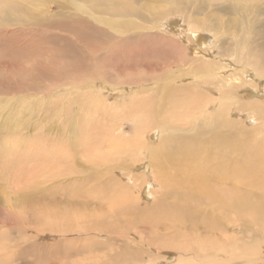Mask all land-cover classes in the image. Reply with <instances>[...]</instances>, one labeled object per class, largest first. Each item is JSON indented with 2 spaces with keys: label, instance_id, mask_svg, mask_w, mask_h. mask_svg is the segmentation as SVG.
I'll return each instance as SVG.
<instances>
[{
  "label": "bare ground",
  "instance_id": "1",
  "mask_svg": "<svg viewBox=\"0 0 264 264\" xmlns=\"http://www.w3.org/2000/svg\"><path fill=\"white\" fill-rule=\"evenodd\" d=\"M27 1L0 0V24L22 23L16 13ZM39 1L48 5L54 0ZM63 1L88 18L96 9L95 0ZM131 1L138 7H153L152 0ZM157 1L162 3L153 8L156 13L150 24L156 36L165 35L160 39H166L163 42L172 60L168 64L190 67L185 60L190 54L196 56L191 63L198 66H191V78H184L179 75V66L169 64L166 74L171 83L156 90L151 100L140 97L118 111L102 103L91 104V112L84 108L79 117L83 120L75 122L79 137L60 142L52 154L59 167L57 177L72 168L78 149L86 160L85 155L96 148V167L112 163L114 154L129 157L133 165L124 175L129 180L128 190L121 184V196L113 199L114 194L102 186L93 198L95 203H108L107 213L113 219L106 227L109 232L119 224L124 228L117 239L127 241L135 229L138 235L134 238H140L137 243L141 245L150 231L156 241L164 239L158 245L164 249L151 247L152 251L172 255L169 264H249L252 256L253 264H264L259 262L257 248L258 241L264 239V9L246 0ZM160 7L167 11L159 13ZM123 13L132 16L131 12ZM116 18L100 21L113 29L111 24L119 21ZM248 33L261 35L262 41L250 44V39L242 36ZM165 112L176 121L187 120L192 128L197 121L198 132L186 138L164 137L168 127L162 116ZM126 118L136 120L138 127L131 137L115 135L118 122ZM106 120L110 124L102 122ZM248 120L252 126L247 125ZM146 133L159 136V146L144 163L138 153L146 150ZM110 183L121 181L111 179ZM143 199L154 205L156 213L150 221L139 223L133 211L140 203L143 206ZM80 220L89 233L100 224L91 216H81ZM73 234L80 233L66 236ZM126 257L133 260V255Z\"/></svg>",
  "mask_w": 264,
  "mask_h": 264
},
{
  "label": "rangeland",
  "instance_id": "2",
  "mask_svg": "<svg viewBox=\"0 0 264 264\" xmlns=\"http://www.w3.org/2000/svg\"><path fill=\"white\" fill-rule=\"evenodd\" d=\"M152 1L153 7L145 8L131 0H95L96 9L87 12L92 17L88 18L63 0L48 5L29 0L16 13L22 23L0 24V264H169L172 255L157 250L164 249L158 246L164 239L156 241V235L147 231L144 244L138 245L141 240L134 238L138 235L135 229L127 241L117 239L124 228L119 224L110 232L106 229L113 221L107 213L108 203L93 202L102 186L114 194L113 199L121 196V184L128 190L129 180L124 175L133 165L129 157L114 154L112 163L96 167V148L85 155L86 160L78 149L72 168L58 177L59 167L52 158L60 142L79 137L75 122L84 108L91 112V104L102 103L118 111L140 97L154 98L156 90L171 83L166 74L171 65L179 66V75L191 78L188 71L198 66L191 63L196 56L185 57L190 67L168 64L172 60L165 49L166 39H160L165 35L156 36L150 24L156 13L153 8L162 1ZM246 1L264 9V0ZM116 15L119 21L111 24L113 29L101 22ZM242 36L249 38L250 44L263 38L249 33ZM140 91L144 93L136 96ZM100 113L104 114L103 110ZM120 116L124 118L122 113ZM162 116L168 126L164 137L186 138L199 130L197 121L192 128L187 120L176 121L168 112ZM107 121L102 122L110 124ZM246 123L252 126L249 120ZM118 124L115 135L131 137L138 127L131 118ZM144 138L146 150L138 154L146 163L149 153L159 146V136L146 133ZM50 166L53 168L48 169ZM111 179L121 183H110ZM142 201L143 206L140 203L133 211L139 223L150 221L156 213L151 202ZM81 216L100 221L96 231L89 233ZM78 231L80 234L66 236ZM261 240L257 248L259 262L264 263ZM128 250L133 254H127ZM126 255H133V260ZM252 258L249 264L256 262Z\"/></svg>",
  "mask_w": 264,
  "mask_h": 264
}]
</instances>
